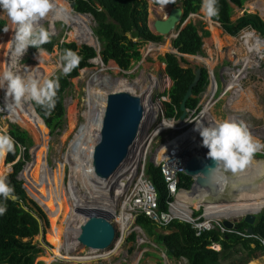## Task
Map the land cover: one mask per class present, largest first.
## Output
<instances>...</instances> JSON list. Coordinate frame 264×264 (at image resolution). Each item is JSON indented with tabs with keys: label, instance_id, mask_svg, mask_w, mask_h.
<instances>
[{
	"label": "rangeland",
	"instance_id": "obj_1",
	"mask_svg": "<svg viewBox=\"0 0 264 264\" xmlns=\"http://www.w3.org/2000/svg\"><path fill=\"white\" fill-rule=\"evenodd\" d=\"M146 1L148 3V26L156 35L157 33L154 29L153 22L157 19H165L166 15L170 13L171 8L182 7L181 0H175L174 3H170L164 8H160L158 5L152 3V0ZM54 2H61V0H54ZM253 3H259V5H261L264 4V0H247L242 8H238L233 5L234 10L232 14V20L235 21L240 16H242L244 9H248V12L251 11L254 13H258L264 19V16L262 15L259 9L252 8L250 6ZM70 10L71 15L73 16L74 13H72L71 8ZM0 19L5 20V27L8 28L7 32H0V71H2L4 58H6L5 56L7 55L9 56L10 41L12 35L14 34V25L11 24L10 20H8L6 14L2 12V9H0ZM190 22L202 25L210 31V34L206 35L204 39V46H202V52L194 57L185 56L189 64L187 66L191 65L196 66L197 68H206L209 74V85L207 86L206 90L199 95V109L205 110L209 107V113L219 121H223L225 119L229 120L232 118L237 122H245L249 127V130L253 137L259 139L261 143H264V52L263 58L260 59L259 57H255V61L245 63V60L248 58V52L245 46L242 44L243 41L241 40V35H239V37L237 38L230 37V35L224 31L221 24L218 23L216 27L219 28L220 32L216 38L214 35L215 33L212 32L209 23L210 21L206 19L199 10L197 11V13L190 14L189 17L182 23L179 29L173 31L171 34L168 35V37H163L162 43L141 45L139 49L142 55V59L139 62L133 63L131 65L130 70L124 72L119 68L117 64L113 62L108 65H104L99 56L95 59L99 62L97 65L93 64V60V62L91 63V67L80 70L78 77L70 80V86L67 88L64 94L63 104L66 112L67 123L64 127L62 135L51 137L49 129L46 128V132L48 134V140L46 143L47 151L45 152V161L42 164L38 162L39 146L40 144H42V138L38 136V133L36 132V134L31 126H22L17 122H11L6 118L2 120V118H0V127L2 128V131L0 129V133L7 134L10 124L16 125L19 128L23 129L24 132H27L28 135L32 138L33 143H35L34 148L31 150L32 161L26 164V169L23 173L24 177L23 174L19 175V179L22 181L24 180V185L27 186L28 190L26 189V192L30 198L35 200V198L29 191L28 178L25 176V172L29 168V166H31L30 172L28 174L29 177L31 175H34V172H37V175H40L42 179L39 182H36L34 179V183H31V186L40 187L39 185H46V178L52 175L53 172L58 171L61 174L62 169L59 168L60 165H66V155L69 153L71 142L75 138L79 127L86 121L85 113L89 111V107L87 104L89 96L88 89H92L93 87L91 85L93 84V77L101 79V82L103 83V85H100L101 90H103V88L107 84H113L119 79H125L132 87H134V94H138L143 97L144 102L145 94L142 91L141 87H153L150 95L151 105L149 100L148 102H146V104L150 105L149 109H152V107L156 106L155 111L158 110L156 112L157 115L155 114L152 120H150L149 116L145 118V124L148 128L146 129V131H144L143 126V131L141 132L142 137L138 140V144H144V153L148 152L146 167L148 163L151 162V160H155V158H157L156 155L160 148L162 150L163 147L167 145V142H171V140L178 138L181 133L186 131L187 127H182L178 129L182 123L180 122L179 118H174V121L177 123V128L165 129V131H162L156 136L152 137L157 127L163 122V120L171 119L166 117L165 115L166 109L164 101H169V97L165 96L164 93L168 92L171 89L173 83L165 73L166 65L161 61V58H164L167 54L178 53V48L173 45V41L177 38L179 30L183 29ZM41 23L46 29L55 33L54 37L58 38L60 43H73L76 45L77 48H80L83 45H89L91 47H94L96 50L100 51V45L98 44L92 31L95 27V24L92 20V17L90 16H88V20L86 23L87 32L91 33V37L93 39L92 45L89 43L88 37L85 32L83 33V31H80L81 38L79 41L78 39L71 37V33L73 32V30L76 29L70 27L68 23H64L63 21L58 20L56 22H52L54 24L53 25L51 23V16L49 15L44 20H42ZM245 32L249 31H244L243 34ZM253 33L257 35L259 39H262L264 41V37L262 38L259 33H257L256 31H254ZM82 39L85 40V44L80 43ZM168 44H170V46H167ZM164 48H166L167 50L165 49L164 51ZM239 49L241 51H238ZM232 51L237 53L235 58L230 55ZM47 54H49V56L47 57L45 54H43L42 62L39 63V61L35 58L36 55H38V52L35 55H30L28 54V52H26L17 64V67L19 68L21 74H28L31 72L38 71L40 74H42L41 76L52 78L57 72H62L61 68L58 65V56L59 54H61V52L55 47L53 53ZM84 72H87L86 75H84ZM235 76L240 77V87L244 90L243 95L237 98L236 101H234L233 99L235 90L227 92L228 86L232 82L233 77ZM3 91V89H0L1 99L5 94V91ZM237 101L238 103L236 104ZM95 115L96 113L94 112L93 116ZM189 116V119H192L193 117H195V114ZM149 136L152 137H150V141L147 139ZM199 138L202 141V138L200 136ZM261 152H264V149H262ZM168 153L169 152H166L165 155H167ZM132 157L123 165L122 170L127 169L131 166L130 163L132 162ZM18 158L14 159V161L19 160ZM257 158L264 159V155L261 153H255L253 159ZM3 160L5 162V158ZM3 160H0V163L3 162ZM138 162V166L133 165L134 169L137 167L136 172L138 173L136 175H132L128 171L123 176H120L119 178L114 180V183L110 187H108L107 193L103 196V198L107 202L117 204L115 210L116 212L114 213V215L111 216V220L114 222L116 229L119 232L118 240H121L119 247L117 248V245L115 243L114 247L110 250H94L96 253L95 254L91 252L92 249L85 248L79 245L78 243L76 249L73 252V254L75 255L78 254L82 257H87L90 256V254H92L91 256H100L106 253L110 256L106 257L105 259L82 262H75L66 257H55L53 255V250L55 248L52 245L50 239L53 232L52 220L50 218L49 213H47V210H45V208H43V206L35 200L44 209L49 221V228L47 229V233L45 235V243L48 245V247H45L43 245L42 240L39 236H36L33 239L34 244H37L39 247H42L44 249L42 255L37 258L36 264H188L184 260L174 261L168 259L165 256L163 250L153 242V236L148 235L149 231L142 230L136 225V218L134 216H131V218L133 219L132 224L131 226H128L129 229L126 231V233L123 234L120 230V226L115 215L120 213L122 206L127 203L130 193L132 192L138 181L141 179V171L138 170L141 160H139ZM0 172L4 173V177L7 178L8 175L13 173V170H11L9 165L5 166L2 164V166H0ZM63 175L64 184L68 186L70 190H72L70 182L71 169L69 165H66L65 170L63 171ZM126 179L127 181H125ZM112 180L113 179L111 178L106 182H110ZM119 192V198H116L115 196ZM75 194H77L78 197L86 196L88 200L89 197H91L88 191L83 188L82 185L79 183L75 185ZM127 212L128 211L126 210V213ZM196 212L200 213L199 216H194V213ZM78 213L84 218L87 216L86 212L78 211ZM190 216L196 221L201 218V224H210L213 228L218 224L221 225L222 222L225 220L221 219L220 221H217L213 218H206L205 208L202 207L193 209L190 207ZM227 220L232 222L234 218H229ZM133 232L137 234V240L136 242H129V238ZM48 248H50L51 251ZM215 249L217 251L221 250L220 247H215ZM48 259L51 261L48 262ZM252 262H254V260H251L249 264H253ZM256 262H258V264H264V256L256 260Z\"/></svg>",
	"mask_w": 264,
	"mask_h": 264
},
{
	"label": "trees",
	"instance_id": "obj_2",
	"mask_svg": "<svg viewBox=\"0 0 264 264\" xmlns=\"http://www.w3.org/2000/svg\"><path fill=\"white\" fill-rule=\"evenodd\" d=\"M64 1L69 3L72 13L87 14L92 17L95 24L92 31L100 45V51L97 54L93 48L85 45L77 48L73 43H60L54 35L50 43L41 46L42 50L47 53H53L56 47L61 54L65 49H71L81 57L79 66L70 74L63 75L62 72H57L52 77L53 79L59 78L60 87L57 92L55 109L51 115H45L44 109L33 103L37 114L43 119L45 127L49 129L51 137L61 136L64 131L67 123L63 104L65 91L70 86V80L78 77L80 70L91 67L89 60H94L99 56L104 65L113 62L126 72L130 70L133 63L142 59L139 49L141 45L157 44L163 41L162 35L158 37L148 26L146 0ZM246 1L218 0L219 17H213L212 20L219 22L224 31L233 38L238 37L245 29H254L264 37V19L258 13L245 11L237 20H232L233 5L242 8ZM181 2L183 15L177 29L190 14L200 10L202 0H181ZM5 26V20L0 19V32L4 31ZM209 34L210 31L204 26L190 22L180 30L173 45L178 48L180 54L199 55L204 46V39ZM81 43L85 44V40L82 39ZM28 50L30 55L38 52L32 46ZM161 61L166 65V75L173 82L171 89L164 93L169 97V101H164L165 115L168 118H179L182 114L181 102L195 75L192 68H186L189 64L185 57L167 54L161 58ZM200 73V79L192 89V98L187 102L186 107L189 110L196 109L199 95L209 85L207 69L200 68ZM7 134L16 142V151L14 154L9 153L5 162L3 160L0 166L2 164L7 166L19 156H22V159L13 165V173L6 178L14 188L13 195L7 200L0 197V205H6L7 208L6 212L0 215V264H36L37 258L42 255L44 249L34 244L33 239L40 235L42 226L45 242L49 221L44 209L28 196L24 180L19 179L26 164L32 161L31 150L35 143L27 132L16 125L10 124ZM20 147L25 149L24 155H21ZM30 167L25 172L29 186L33 176L36 182L42 180L37 173L29 177ZM146 174L156 188L160 211H167L168 203L172 201V198L168 196L160 168L153 162H149ZM0 175L5 176L1 172ZM179 179V188L189 190L193 183L192 178L182 174ZM14 195L17 199L12 198ZM199 214L196 212L194 216H199ZM198 222L200 224L202 219H198ZM136 225L142 230L149 231L148 235L153 236V242L163 250L168 259L174 261L184 260L188 264H249L251 260H254L252 263L258 264L256 260L264 256V243H262L264 240V209L257 215L254 225H248L242 221L233 230L214 226L213 230L202 232L198 237L191 225L178 220H172L168 226L158 228L149 218L139 215L136 218ZM249 228L254 232L253 237L247 234ZM136 240L137 234L133 232L129 242H136ZM215 247H220L221 250L217 251Z\"/></svg>",
	"mask_w": 264,
	"mask_h": 264
},
{
	"label": "bare ground",
	"instance_id": "obj_3",
	"mask_svg": "<svg viewBox=\"0 0 264 264\" xmlns=\"http://www.w3.org/2000/svg\"><path fill=\"white\" fill-rule=\"evenodd\" d=\"M55 3L58 7L63 6L68 11V25L76 29L71 33V37H74L79 41L81 38L80 31H83V33H86L89 43L92 45L93 39L91 37V33L87 32L86 22L88 20V16H72L69 4L64 0ZM253 4H251L250 6L252 8L259 9L264 16V4ZM49 16H51V23L58 20L63 21L62 19H58L56 17L55 12H52L51 14H49ZM167 16L168 15H166V17ZM209 21L212 32L215 33L214 35L217 38V35L220 32L219 28L216 27L218 22L213 21L212 19ZM253 32H245L243 35H241V40L243 41L242 44L245 46L248 52V58L245 60V63L255 61V57H259L260 59L263 58L264 41L262 39H259V37H257V35H255ZM167 46H170V44H168ZM165 49L166 48H164V51ZM238 51L241 50L239 49ZM43 54H45L46 57L49 56V54H47L45 51H43ZM236 54L237 53L232 51L230 55L235 58ZM5 57L6 58H4L3 69L8 67L12 61L11 50L9 52V56L7 55ZM98 63V61L94 60L93 64L97 65ZM86 73L87 72H84V75H86ZM233 78L234 79H232V82L228 86L227 92L235 90L233 99L234 101H236L237 98L243 95L244 90L240 87V77L235 76ZM92 83V89H88L89 96L87 104L89 107V111L85 113L86 121L79 127L75 138L71 142L69 153L66 155V165H69L71 169L70 182L72 190H70L68 186H66L63 182V171L66 167V165L64 164L60 165L59 167L62 169L61 174L58 171L53 172V174L47 180L46 185H39L40 187H28L32 196L45 207L52 220L53 232L50 239L52 245L55 248L53 250V255L55 257H66L75 262L90 260L95 261L98 259H105L106 257L110 256L106 253L100 256H91L92 254H90V256L87 257L73 254L78 244L76 240L78 229L81 225V222H83L86 218L81 216L79 214L80 212L78 213V211L85 212L88 208H102L115 213L117 204L107 202L103 198V196L107 193L108 187H110L114 183V180H116L120 176H123L128 171L130 174L135 175L133 165L138 166V161L145 155L143 145L138 144L132 157V162L130 163L131 166L127 169L119 170L118 173L112 178V181H102L94 175L92 169V153L98 141L101 121L104 115V111L107 107V94L111 91L120 90H128L134 93L135 90L134 87H132L125 79H119L113 84H107L103 88V90H101L100 88V85H103L101 79L93 77ZM141 89L145 94L144 103L146 105V117L149 116L150 120H152L154 115H157L156 112L158 111H155L156 106L152 107V109H149V106L151 105L150 95L153 87L142 86ZM148 100L150 101V105L146 104ZM3 102L5 103V100ZM237 103L238 101L236 102V104ZM22 109L23 111L16 118H13V122H17L20 125L26 127L31 126L33 128V131L35 133L37 132L38 136L42 138V144H40L39 146L38 154V162L41 164L45 161V152L47 151L46 143L48 140V134L46 132V127L43 124L42 118L36 115L34 107H22ZM209 110V107L206 108L204 112H202V114H200L193 121L192 125L187 129V131L181 133L178 138L171 140V142H167V145L163 147L162 150L160 148L157 152L156 160L160 161L163 157L166 156V152H169L172 148H180L182 146H188L189 144H195V146L199 149L208 150L206 147L202 146V141L200 139H197L198 132L194 131L193 129L195 127V121H202L205 125L219 121L209 113ZM94 112L96 113L95 116H93ZM229 120L233 119L231 118ZM176 124L177 123L173 119L163 120V122L157 127L152 137L156 136L162 131H165V129L177 128ZM193 140H195V142H193ZM257 153H261L264 155V152H261V150ZM222 178L216 181L212 180L209 182L207 181L201 183V185L196 186L192 190V192H180L177 197V203L181 210L179 215L180 218L183 220L190 219V207L192 209L200 207L205 208V217L213 218L217 221L225 218L229 219L241 217L246 215L247 213L259 211L264 207L263 158H252L243 171L237 174H229L228 172L227 177L224 179ZM125 181H127V179ZM77 183L81 184L82 187L88 191L89 195L91 196L89 197V200L86 198V196L78 197V195L75 194V185ZM119 195L120 192L116 194L115 197L119 198ZM127 208L128 206L126 203L122 206L120 213L115 215L120 226V230L123 234H125L129 229L128 226H131L133 220L130 214L128 212L126 213ZM120 243L121 240H118L116 242L117 248L119 247ZM91 252L95 253L94 250H91ZM47 261L50 262L51 260L48 259Z\"/></svg>",
	"mask_w": 264,
	"mask_h": 264
},
{
	"label": "clouds",
	"instance_id": "obj_4",
	"mask_svg": "<svg viewBox=\"0 0 264 264\" xmlns=\"http://www.w3.org/2000/svg\"><path fill=\"white\" fill-rule=\"evenodd\" d=\"M174 2L175 0H152V3L160 8ZM0 9L14 25V34L10 41L12 61L8 67L0 71V89L5 91L4 107L15 112L25 104L34 103L44 109L45 115H51L57 102L59 78L42 77L38 71L21 74L17 64L26 52L29 54L30 46L38 50L35 58L39 63L42 62L41 46L50 43L55 33L46 29L41 21L49 13L55 12L58 19L68 23V11L63 6L58 7L54 0H0ZM200 11L208 20L213 17L218 18L220 11L218 0H202ZM4 31L7 32L8 28L5 27ZM80 61L81 57L71 49H65L58 56V65L63 75L70 74L79 66ZM34 111L36 112L35 108ZM171 119L174 120V118ZM193 130L199 133L202 146L208 149L207 157L215 163V167L209 168L214 181L217 180V174L227 172L237 174L243 171L254 154L264 149V143L253 137L249 127L243 121L225 119L207 125L202 121H195ZM15 151L14 139L8 134L0 133V160L6 158L9 153L14 154ZM13 193L14 188L7 182L6 177L0 175V197L7 200ZM6 210V205H0V215H3Z\"/></svg>",
	"mask_w": 264,
	"mask_h": 264
},
{
	"label": "water",
	"instance_id": "obj_5",
	"mask_svg": "<svg viewBox=\"0 0 264 264\" xmlns=\"http://www.w3.org/2000/svg\"><path fill=\"white\" fill-rule=\"evenodd\" d=\"M170 10V13L165 19H157L153 22L158 37H160V35L164 38L168 37L169 34L177 29V25L181 21L183 9L181 7H174ZM73 16L90 15L74 13ZM85 46L93 48L96 53H99L94 47L89 45ZM177 55L185 57L179 52ZM92 62L93 59L89 60V63ZM186 68H192L195 76L181 102L182 114L179 117L180 122H182L187 116V102L192 98V89L197 85L201 75L200 68H197L196 66L190 65ZM145 118L146 105L143 97L128 90L108 92L107 107L101 121L98 141L92 153L93 173L99 180L107 181L113 178L118 171L122 169L123 165L134 155L138 140L142 137L141 132L143 131V126L144 128L146 127ZM207 152L208 150L206 149H191L190 146L188 157L184 162V175L191 177L193 183L189 190L183 191L192 192V190L196 186L201 185V183L213 180L209 173V168L215 167V163L212 159L207 157ZM18 159L19 160L14 161L12 164H9V167L12 170L13 165L21 161L22 158L19 157ZM151 162L154 163V159L151 160ZM25 169L26 168H24L20 175L24 173ZM227 174L228 172L217 174V180L222 177V179L226 178ZM25 187L27 189V186ZM12 198L17 199V196L14 195ZM43 208L45 207L43 206ZM263 209L264 207L259 211L247 213L245 216L234 218L232 222L225 218L222 224H218L217 226L223 227L226 230H233L235 226L242 221H245L248 225H254L257 215L261 213ZM85 212L87 216L78 229L76 236L77 242L85 248L97 251H107L113 248L119 239V232L116 229L114 222L111 220V216L114 215V213L102 208H88ZM253 233L254 232L251 228L247 229L248 235L253 237ZM43 236L44 233L41 226L39 237L41 238L43 245L48 247L43 241ZM48 249L51 251L50 248Z\"/></svg>",
	"mask_w": 264,
	"mask_h": 264
},
{
	"label": "built area",
	"instance_id": "obj_6",
	"mask_svg": "<svg viewBox=\"0 0 264 264\" xmlns=\"http://www.w3.org/2000/svg\"><path fill=\"white\" fill-rule=\"evenodd\" d=\"M4 95L3 98H0V118L4 120H10L13 122V118H16L23 109H17L15 112H11L4 107ZM29 106L33 107V103L25 104L23 108H28ZM189 113V114H188ZM187 118L185 120L186 125L179 126L178 129L182 127H189L192 125V121L196 119L197 108L195 110L188 109ZM195 114V117L189 119V115ZM199 115V114H198ZM189 119V120H188ZM1 131L2 128L0 127ZM187 131V129H186ZM199 133L197 135V139L199 138ZM151 136L147 139L150 141ZM147 140V141H148ZM195 142V140H193ZM144 145V144H143ZM191 149L197 148L195 144L182 146L180 148H172L170 149L169 153L163 157L160 161L155 160V165L160 168L161 174L164 178L166 183V188L168 191V196L172 198V201L168 203L167 211H160L159 204H158V194L156 188L152 181L150 180L149 176L146 174V160L148 152H145L144 157H141V163L138 167V170L141 171L140 180L135 185L134 189L130 193L129 199L127 201V211L130 213V216H134L137 218L139 215L146 216L158 228L166 227L170 224L172 220H178L187 222V224L191 225L192 228L196 231V236L198 237L202 232L210 231L213 227L210 224H199L198 221L191 218L188 220H183L180 218V207L177 203V197L183 189L179 188V176L184 174V162L187 159V153ZM21 150V155H24L25 149ZM22 158V156H19ZM12 164V163H11ZM17 164V163H16ZM137 167L134 169L136 172ZM138 172H136L137 174Z\"/></svg>",
	"mask_w": 264,
	"mask_h": 264
},
{
	"label": "flooded vegetation",
	"instance_id": "obj_7",
	"mask_svg": "<svg viewBox=\"0 0 264 264\" xmlns=\"http://www.w3.org/2000/svg\"><path fill=\"white\" fill-rule=\"evenodd\" d=\"M238 8H241V7H238ZM245 11H248V9H244V11H243V14H244V12ZM242 14V15H243ZM219 23V22H218ZM244 31H249V32H252V31H256V30H254V29H245V30H243L239 35H242L243 34V32ZM257 32V31H256ZM258 33V32H257ZM260 34V33H259ZM239 35H238V37H239ZM261 35V34H260ZM261 37H262V35H261ZM233 38V37H232ZM237 38V37H236ZM263 38V37H262ZM184 56H192V55H184ZM195 56H197V55H195ZM236 56V55H235ZM179 57H181V56H179ZM183 57V56H182ZM194 57V56H193ZM189 67V66H188ZM234 79V78H233ZM197 114H196V118L200 115V114H202V111H204V109H202V110H200L199 109V107H198V105H197ZM204 108H205V106H204ZM200 111V112H199ZM199 114V115H198ZM186 118H187V116H186ZM186 118L183 120V125H186V123H185V120H186ZM148 122H150V121H148ZM148 127L146 126L145 128H144V131H146V129H147ZM189 128V125H188V127H187V129ZM187 146V145H186ZM187 157H188V153H187ZM155 160H156V158H155ZM154 160V161H155ZM136 175V174H135Z\"/></svg>",
	"mask_w": 264,
	"mask_h": 264
},
{
	"label": "crops",
	"instance_id": "obj_8",
	"mask_svg": "<svg viewBox=\"0 0 264 264\" xmlns=\"http://www.w3.org/2000/svg\"><path fill=\"white\" fill-rule=\"evenodd\" d=\"M80 43H81V41H80ZM42 164V163H41ZM37 173V172H36ZM49 178H46V181L48 180ZM34 183V176L32 177V179H31V183ZM31 186V185H30Z\"/></svg>",
	"mask_w": 264,
	"mask_h": 264
}]
</instances>
